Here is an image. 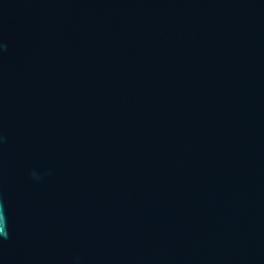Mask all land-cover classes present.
<instances>
[{
	"label": "water",
	"instance_id": "obj_1",
	"mask_svg": "<svg viewBox=\"0 0 264 264\" xmlns=\"http://www.w3.org/2000/svg\"><path fill=\"white\" fill-rule=\"evenodd\" d=\"M0 264H264V0H0Z\"/></svg>",
	"mask_w": 264,
	"mask_h": 264
},
{
	"label": "clouds",
	"instance_id": "obj_2",
	"mask_svg": "<svg viewBox=\"0 0 264 264\" xmlns=\"http://www.w3.org/2000/svg\"><path fill=\"white\" fill-rule=\"evenodd\" d=\"M5 227H6V217H5Z\"/></svg>",
	"mask_w": 264,
	"mask_h": 264
}]
</instances>
